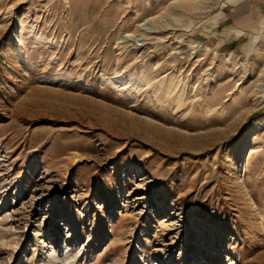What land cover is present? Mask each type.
Segmentation results:
<instances>
[{
	"label": "rangeland",
	"instance_id": "1",
	"mask_svg": "<svg viewBox=\"0 0 264 264\" xmlns=\"http://www.w3.org/2000/svg\"><path fill=\"white\" fill-rule=\"evenodd\" d=\"M262 75L264 0H0V264H264Z\"/></svg>",
	"mask_w": 264,
	"mask_h": 264
},
{
	"label": "built area",
	"instance_id": "2",
	"mask_svg": "<svg viewBox=\"0 0 264 264\" xmlns=\"http://www.w3.org/2000/svg\"><path fill=\"white\" fill-rule=\"evenodd\" d=\"M257 97L262 103H264V75H262L259 83Z\"/></svg>",
	"mask_w": 264,
	"mask_h": 264
},
{
	"label": "crops",
	"instance_id": "3",
	"mask_svg": "<svg viewBox=\"0 0 264 264\" xmlns=\"http://www.w3.org/2000/svg\"><path fill=\"white\" fill-rule=\"evenodd\" d=\"M222 20H224V19H222ZM222 20H221V21H222Z\"/></svg>",
	"mask_w": 264,
	"mask_h": 264
}]
</instances>
